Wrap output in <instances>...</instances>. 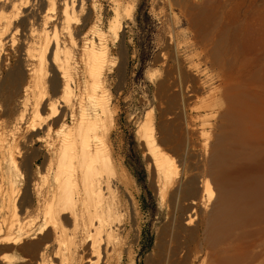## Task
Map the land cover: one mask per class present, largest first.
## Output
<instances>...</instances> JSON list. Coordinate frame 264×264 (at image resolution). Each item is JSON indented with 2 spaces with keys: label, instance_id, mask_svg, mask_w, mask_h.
Segmentation results:
<instances>
[{
  "label": "bare ground",
  "instance_id": "bare-ground-1",
  "mask_svg": "<svg viewBox=\"0 0 264 264\" xmlns=\"http://www.w3.org/2000/svg\"><path fill=\"white\" fill-rule=\"evenodd\" d=\"M102 1L0 0V264H134L139 206L113 154L108 89L122 80V7L105 0L106 26ZM247 30L246 43L220 30L204 81L179 64L183 92H169L174 69L158 82L168 115L208 92L202 131L149 114L136 132L166 208L146 264L250 260L264 222V29Z\"/></svg>",
  "mask_w": 264,
  "mask_h": 264
},
{
  "label": "rangeland",
  "instance_id": "rangeland-1",
  "mask_svg": "<svg viewBox=\"0 0 264 264\" xmlns=\"http://www.w3.org/2000/svg\"><path fill=\"white\" fill-rule=\"evenodd\" d=\"M119 1L124 28L115 45L113 58L118 64L123 63V69L122 80L117 74H111L108 79L115 119L111 145L114 157L130 177L139 206L142 230L139 241L134 245V264H146L145 259L151 255L157 229L166 220L165 215L160 218L166 208L150 189L147 160L136 132L149 114L155 128L179 114L190 119L198 133L204 129L206 116L210 114V110L203 106L210 98L208 92L192 97L185 108L175 109L172 115L164 114L167 94L160 92L158 82L169 67L174 69L167 81L172 85L169 92H183L186 81L176 70L179 64L193 77L204 81L210 68V53L217 45L220 30L228 29L231 34L240 35L246 43L249 36L247 29H264V0ZM101 6L109 12V18H104L107 26L112 16L110 4L103 0ZM126 8L131 9L130 17L124 12ZM256 87L260 90L263 85L256 84ZM163 149L175 157L178 165L177 156L166 146ZM250 230L254 233L246 242V250L250 254L247 263L264 264V222L251 226ZM238 243L241 248L246 244L242 241ZM123 263L128 262L124 259ZM194 264H201V260Z\"/></svg>",
  "mask_w": 264,
  "mask_h": 264
}]
</instances>
